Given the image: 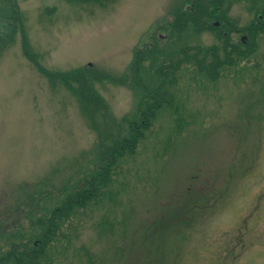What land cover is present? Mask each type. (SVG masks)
Instances as JSON below:
<instances>
[{"label":"rangeland","instance_id":"rangeland-1","mask_svg":"<svg viewBox=\"0 0 264 264\" xmlns=\"http://www.w3.org/2000/svg\"><path fill=\"white\" fill-rule=\"evenodd\" d=\"M14 1L21 28L0 50V255L36 235L35 219L77 189L100 144L128 135L156 93L134 148L104 184L95 177L90 200L52 219L38 264H264V24L245 58L223 51L221 28L201 24L209 0L182 24L173 18L189 0ZM258 2L225 0L233 25ZM194 45L227 61L214 77L193 59L176 62ZM76 69L92 92L86 104L47 76Z\"/></svg>","mask_w":264,"mask_h":264},{"label":"trees","instance_id":"trees-1","mask_svg":"<svg viewBox=\"0 0 264 264\" xmlns=\"http://www.w3.org/2000/svg\"><path fill=\"white\" fill-rule=\"evenodd\" d=\"M68 1L70 2V1H83V0H68ZM92 1L101 2L99 0H92ZM21 16L22 15L19 12L18 7L14 0H0V50L3 47H5L8 44V42L12 39L15 29L18 27L21 28V20H20ZM177 19L179 18L178 17L175 18L176 21ZM174 25H177V22L176 24L175 23L172 24V26ZM21 32L23 33L22 30ZM222 45H223L222 47L223 51L229 52L228 46L225 44V41L224 44ZM22 47L24 51H27L26 40L24 37L22 41ZM190 47L191 46H185V49L179 50L182 52L183 57L182 59H178L176 62L193 59V61L199 65L198 66L199 69L202 67H206L207 69L209 68L208 73L211 75V77L212 76L214 77L215 73L217 72V69L227 62L225 60L223 61V59L217 58V55L215 53L216 48H212V47L202 48V47H198L197 45H194L193 47L194 52L189 54L185 50L190 49ZM231 48L232 51L239 53L238 57L246 58L247 56L252 54V52L255 50V42L252 40V38H247L245 42L238 41L236 46H231ZM27 56L34 59L32 54ZM205 59H208L210 62L206 64ZM232 60L235 61V58H233ZM230 62L232 61L230 60L228 63ZM135 63H137V61L134 62L133 66L135 65ZM157 67L161 68L159 66ZM158 70L161 71V69ZM40 72L43 73V71ZM52 74L56 75V77L59 79V81L63 84L65 88H69L71 91H73L72 93L80 96L81 98H84L82 100L83 103L86 104L88 102V98L91 96L90 94L92 92L89 90L87 91L88 93H86L87 86L85 84H87L86 83L87 80L84 77V75L80 73L78 69L74 70L73 73L48 71L47 76H51ZM97 75L98 74L94 75V77H97ZM70 81L78 82L79 86L81 87L79 88L78 93L74 92L75 90L77 91V89L74 88V86H72ZM148 93L150 94V92ZM158 96L156 93H154L151 96L149 102L151 106L148 105V103H145L142 109L138 111V114H136V118L129 119V121L127 122V124L129 125L128 135H123L120 138H118L119 135L117 136L115 135L116 137L111 136L110 137L111 139L108 138V140H111L109 144L107 145H104V143L100 144L99 153L97 154L98 157L96 161L97 165L93 168L92 171H90L89 173L90 175L87 176L82 183H80L77 189L73 190L72 192H69L66 195V197L59 203V205L48 209L47 215L41 213L35 219L36 224H38L39 226V230L36 233V235L28 237L27 240H25L24 244H22L21 242L19 243L15 242L14 244L11 243L9 246V250L5 251L2 255H0V264L1 263L7 264L9 261H12L14 264H38L37 258L39 257L38 256L39 253L43 252L45 243L52 237V235L54 234V230H56L57 227V226L54 227L53 224L51 223L52 219L56 218L59 211H63L65 208H71V206L74 204L79 205L81 207L82 205H84L85 200L86 201L90 200L92 196V189L96 187V184H93L95 177H98L100 181H102L100 185H102V183L104 184V182L107 180V172H106L107 167L112 166L115 159L118 158L123 152L131 151L137 142L136 140L141 137L143 129H146L150 125V121L153 116V113L155 109L159 107ZM93 97L95 98V95ZM92 108L94 109L96 108V106ZM77 195L79 196V198L82 197L80 198L81 200L79 199L78 203H77L78 198L75 199ZM1 236L2 234H0V237ZM31 238H36V239H31Z\"/></svg>","mask_w":264,"mask_h":264},{"label":"flooded vegetation","instance_id":"flooded-vegetation-1","mask_svg":"<svg viewBox=\"0 0 264 264\" xmlns=\"http://www.w3.org/2000/svg\"><path fill=\"white\" fill-rule=\"evenodd\" d=\"M189 1L192 4L191 10L188 11L183 8L179 9L173 18V22H174V19L177 17L179 18L178 20H180V23H181V21L183 20L182 18H185L189 15H194L195 13L194 3L195 1H200V0H189ZM216 1H217L216 3L211 4L212 2H215V1L209 0V2H211L209 3V5H206L208 3L206 4L203 3V5H201L202 7L200 8L202 10L200 14L204 15L201 18L202 20L201 24L204 25L205 23L208 22L211 25L209 29L212 28V30H214V27H218L219 29L221 28L222 30L221 29L220 30H221V33L223 34L222 36L224 37V41H225V44L228 46V49L231 46H236V41L234 39H231L232 37H236L238 41L245 42L246 39L249 38V34L253 27L258 28L260 27V25L264 24V21H263L264 20V5L259 4L260 0H254L255 2L259 1L258 2L259 5L256 6L255 10L252 12L253 13L252 18L248 22L240 24V26L233 25L234 24L233 21L229 19V16L227 15L228 10H227V5L225 3V0H216ZM169 25H170V22L168 26ZM172 27L173 26L171 24L168 31L171 30ZM201 29L203 28L201 27ZM230 33H234L235 35L229 36ZM225 37H226V40H225ZM224 41L222 42V44H224Z\"/></svg>","mask_w":264,"mask_h":264}]
</instances>
